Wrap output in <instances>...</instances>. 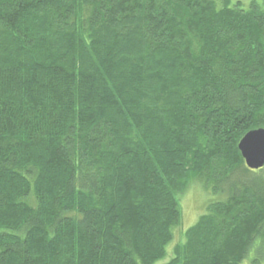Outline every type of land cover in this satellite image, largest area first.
Masks as SVG:
<instances>
[{"label": "trees", "instance_id": "obj_1", "mask_svg": "<svg viewBox=\"0 0 264 264\" xmlns=\"http://www.w3.org/2000/svg\"><path fill=\"white\" fill-rule=\"evenodd\" d=\"M256 129L264 0H0V264H154L194 182L222 200L165 264H241Z\"/></svg>", "mask_w": 264, "mask_h": 264}, {"label": "rangeland", "instance_id": "obj_2", "mask_svg": "<svg viewBox=\"0 0 264 264\" xmlns=\"http://www.w3.org/2000/svg\"><path fill=\"white\" fill-rule=\"evenodd\" d=\"M231 4L240 2L242 6L247 7L253 0H229ZM260 1V0H255ZM222 196L212 195L204 190L197 182L191 183L186 192L179 196V224L173 229V239L166 246V255L154 264H165L173 256V248L176 244H182L185 241V232L194 225L198 218L206 213L209 203L222 200ZM261 240L256 238L254 244L250 247L246 257L241 264H264V250Z\"/></svg>", "mask_w": 264, "mask_h": 264}, {"label": "water", "instance_id": "obj_3", "mask_svg": "<svg viewBox=\"0 0 264 264\" xmlns=\"http://www.w3.org/2000/svg\"><path fill=\"white\" fill-rule=\"evenodd\" d=\"M238 150L251 170L264 167V129L249 131L239 141Z\"/></svg>", "mask_w": 264, "mask_h": 264}, {"label": "bare ground", "instance_id": "obj_4", "mask_svg": "<svg viewBox=\"0 0 264 264\" xmlns=\"http://www.w3.org/2000/svg\"><path fill=\"white\" fill-rule=\"evenodd\" d=\"M253 131V130H252ZM239 144V143H238ZM237 148H238V145H237ZM239 151V150H238ZM240 153V152H239ZM241 158H242V156H241ZM243 159V158H242ZM244 161V160H243ZM245 164V163H244ZM245 166H246V164H245ZM247 167V166H246ZM247 169H249L248 167H247ZM249 170H251V169H249Z\"/></svg>", "mask_w": 264, "mask_h": 264}]
</instances>
